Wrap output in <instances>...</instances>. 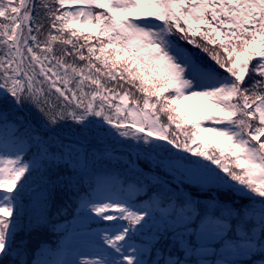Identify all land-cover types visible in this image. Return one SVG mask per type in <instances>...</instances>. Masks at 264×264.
Instances as JSON below:
<instances>
[{"label": "snow or ice", "instance_id": "obj_1", "mask_svg": "<svg viewBox=\"0 0 264 264\" xmlns=\"http://www.w3.org/2000/svg\"><path fill=\"white\" fill-rule=\"evenodd\" d=\"M206 107L222 115L200 114ZM33 118L44 129L107 125L172 180L149 175L143 205L133 186L82 200L89 218L112 222L93 233L95 247L31 264H264V0H0V127L22 145L0 155V264H30V241L16 237L40 162L70 170L41 175L29 236L52 223L58 182L74 187L87 166L82 141L48 137ZM160 151L178 159L158 160ZM184 153L211 163L184 171ZM185 180L214 184L211 204L186 193Z\"/></svg>", "mask_w": 264, "mask_h": 264}, {"label": "trees", "instance_id": "obj_2", "mask_svg": "<svg viewBox=\"0 0 264 264\" xmlns=\"http://www.w3.org/2000/svg\"><path fill=\"white\" fill-rule=\"evenodd\" d=\"M186 47L191 48V45H185ZM255 61H253L254 63ZM192 102V105H199L204 104V101H202L199 98H192L190 99ZM30 116L35 117L37 114L34 110L32 112L28 113ZM200 114H221L218 113L217 109L206 107L203 111L200 112ZM100 119V118H96ZM162 119H164L162 117ZM43 118L35 119L33 118L32 123L36 127H41ZM9 123H12V121H9ZM212 126L211 123H205L203 127H210ZM109 126L105 125L104 129H101V131H104L107 133V128ZM52 129L57 130V132H54ZM41 133L48 136V137H58L60 139H63L65 143L71 141L76 142V140L80 141H88L93 142L99 146H104L107 148H110L111 151L104 152L99 149H96L94 147L85 146L88 152V161L87 166L78 172L76 176L75 186L72 188H66L64 186L63 181L58 182V188H57V199L55 202V207L50 208V211L52 213L51 220L52 223L48 225V227L44 230H42L41 233L36 234L32 233L31 236H29V221L32 220L38 211V203L36 198V193L34 192V188L37 184L41 182L40 177L41 175H44L45 179L48 178V176H51L52 180H56L57 176L66 177L68 175V172L70 169H66L63 167V165L60 166L59 169L53 168L52 172L48 174L49 172L46 171V168H49L51 162H40L41 168L39 171L35 172L33 174V184L29 186V188L24 192V195L22 197V204L24 205V215L22 219V223L20 228L17 230V243L19 244L21 239L30 241L29 243V250L27 253L26 258L29 260L31 264V260L34 256V252L38 247L41 246V243L46 241L50 244L57 243L58 239L60 238V235L63 231L64 225L66 228L68 227V224H71L74 222L75 219L80 217L82 213H84L86 210L81 207L82 200L90 199L93 195L96 196H103V195H109L118 192L119 189H128L129 186H133L134 188L141 189L140 191L136 192L132 196V200L134 203L138 205H143L148 201V195L145 194V192L142 190L146 184L150 185L152 182L147 179L149 175H159L161 178L166 179L165 172L161 169H156L154 165L151 164L150 159L148 158L147 154L143 152L141 149H137L134 147V141H129L128 138H122L120 141H129L130 144H112L111 146H105V142L107 141H116L119 139V136L116 135L113 137V135H108L103 140L101 137H89L88 135H84V131H81L80 126L76 125L71 120L64 121L58 125L55 126H48L47 129H44L41 127ZM70 137V138H69ZM87 137V139H85ZM161 143H166L164 141H161ZM22 145L18 143H14L11 136H6L4 133V129L0 127V151L3 153L7 152H14L18 150ZM146 147V146H145ZM195 147V145H193ZM129 149H132L136 152L140 153L139 161L140 163L148 169V171H141L137 170L136 168L129 167L128 163L126 162L128 159H132V153L129 151ZM183 152L182 149H179ZM36 153L35 147H26L25 148V159H31ZM93 155H99V156H105L106 158H109L111 163L113 165H119L118 168H113L111 170H95V168L91 169L89 167L91 156ZM189 158L195 159V160H201L204 161L206 164H210V161L204 160L203 157L194 156L192 153H184ZM133 160V159H132ZM49 166V167H48ZM89 167V168H88ZM213 168L217 167L216 165H212ZM55 169V170H54ZM167 180V179H166ZM173 188H176V184L170 185ZM185 189L184 191L186 193H191V195L194 198H197L200 200L201 205H209L211 204V201L207 199V195L209 191L211 190L213 193L216 190V186L212 185L209 190H204L201 188V186H198L194 183H190L185 181L184 183ZM152 191H156V188L153 187ZM121 195H126V192H121ZM151 193H149L150 195ZM221 200H234L238 199L235 196L229 195L225 196L223 194V191H221ZM249 201L244 198L240 199L241 204H247ZM158 215V214H157ZM53 224L55 227H53ZM95 224V221H91V225ZM150 235V233H145L143 235H139L135 241L144 243L147 239V237ZM166 242H161L160 245H157V247H163L165 246ZM209 259H212V257H208ZM191 259L196 260V257H191ZM241 259H245L244 257H241Z\"/></svg>", "mask_w": 264, "mask_h": 264}, {"label": "rangeland", "instance_id": "obj_3", "mask_svg": "<svg viewBox=\"0 0 264 264\" xmlns=\"http://www.w3.org/2000/svg\"><path fill=\"white\" fill-rule=\"evenodd\" d=\"M186 103L192 105L191 100L186 101ZM84 135H88L91 138L101 137L102 139H108L106 137L109 134H107L104 131H101V129L92 128L91 130H84ZM120 140H122L121 137H119V139H117L116 141H112V142L107 141L105 142L106 143L105 146H111L112 144L120 145L122 143L130 144L129 141L123 142ZM181 152L182 151H180L179 149L174 150V153H181ZM3 154L4 153L0 151V155ZM153 155H156L158 160L169 159V158L172 160L178 159L176 155L168 154L163 151H160L159 153H154ZM192 160L195 159L190 158V160L181 161V163L185 166L184 171H186L187 168L192 167L190 163V161ZM49 166H51V164ZM118 166L113 165L109 158L99 155L91 156L90 165H89L91 169L95 168V170H103V169L111 170L113 168H118ZM47 170L48 168H46V171L44 172H47ZM194 184L200 186L198 182ZM212 185L214 184H207L204 186V188H210ZM94 215L95 214H92L93 217ZM91 221H95V225H91ZM111 223L112 222L97 223L94 218H89V214L87 212H84V214H82L80 217L75 219V222L73 224L69 225V228L67 229L66 233L58 239L57 244L54 243V245H50L46 241L42 242L41 247L37 249V251L35 252V256L31 260V262L37 260L65 259V258H70L68 257L69 253H72L74 255L78 251H91L96 245V238L93 235V233L107 227ZM135 243L142 244L141 242H136V241Z\"/></svg>", "mask_w": 264, "mask_h": 264}, {"label": "water", "instance_id": "obj_4", "mask_svg": "<svg viewBox=\"0 0 264 264\" xmlns=\"http://www.w3.org/2000/svg\"><path fill=\"white\" fill-rule=\"evenodd\" d=\"M133 156H134V161H136V165H137L136 167H137L138 169L143 170V167H141L139 161H138L137 158H136V153H134Z\"/></svg>", "mask_w": 264, "mask_h": 264}]
</instances>
